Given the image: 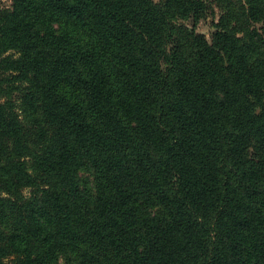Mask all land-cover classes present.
Listing matches in <instances>:
<instances>
[{
    "label": "trees",
    "instance_id": "obj_1",
    "mask_svg": "<svg viewBox=\"0 0 264 264\" xmlns=\"http://www.w3.org/2000/svg\"><path fill=\"white\" fill-rule=\"evenodd\" d=\"M11 1L0 264H264V0Z\"/></svg>",
    "mask_w": 264,
    "mask_h": 264
},
{
    "label": "rangeland",
    "instance_id": "obj_2",
    "mask_svg": "<svg viewBox=\"0 0 264 264\" xmlns=\"http://www.w3.org/2000/svg\"><path fill=\"white\" fill-rule=\"evenodd\" d=\"M155 1L159 2L160 0H155ZM11 5H12L11 0H2V5H1L2 8H5V9L10 8ZM219 20H220V11L217 10L215 16L210 15L209 18L202 19L197 23L194 21L193 18L180 20L179 22L185 24L186 27L190 29H195L198 33L205 35L209 41H212L213 34L217 30V28L215 27V23H219ZM24 192L25 194H27L29 190H25ZM140 203L141 205L138 206V209L141 212L146 213V214L155 213L159 209L160 211L162 210L159 205L155 206V205H150V204L139 202V204ZM58 264H66V263L64 261H60Z\"/></svg>",
    "mask_w": 264,
    "mask_h": 264
}]
</instances>
